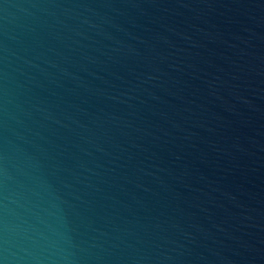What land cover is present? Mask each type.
<instances>
[{"label": "water", "instance_id": "95a60500", "mask_svg": "<svg viewBox=\"0 0 264 264\" xmlns=\"http://www.w3.org/2000/svg\"><path fill=\"white\" fill-rule=\"evenodd\" d=\"M0 264H264V0H0Z\"/></svg>", "mask_w": 264, "mask_h": 264}]
</instances>
